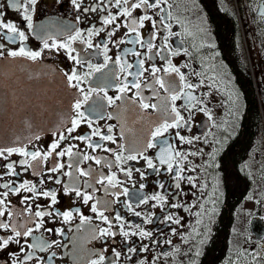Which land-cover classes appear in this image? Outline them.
Masks as SVG:
<instances>
[{
	"label": "flooded vegetation",
	"instance_id": "1",
	"mask_svg": "<svg viewBox=\"0 0 264 264\" xmlns=\"http://www.w3.org/2000/svg\"><path fill=\"white\" fill-rule=\"evenodd\" d=\"M80 2L82 8L76 10L71 0H39L33 16V28L29 29L21 19V12L12 10L7 0H0V4H3L5 22H16L18 30L24 31L28 36L23 45L32 51H42V55L37 61H31L24 57H8L7 53L10 50H18L22 46V42L18 40L12 42L0 35V45L4 46L2 51L5 54L4 58H0V124L14 127L17 120L21 118L28 120V113L33 112V105L38 99L48 101L50 93L46 87L53 80L55 73L65 80L68 94L73 99L72 104L77 98L82 99L78 89L68 86L64 73L70 74L71 70L75 68L83 75L89 73V64L103 66L105 64L104 43H107L109 51L106 55L112 59L107 62L106 67H102L100 72H91L80 84L85 92L91 88L97 89L96 92L91 93L90 100L81 109L85 112V116L92 121V126L90 128L87 123H82L72 133V136L90 134L93 129L98 128L101 135H112L115 139L114 143L111 140H101L100 136H92V142L102 145L95 149L89 148L86 142L71 138L62 141L61 148L70 144L77 145L78 147L74 148L73 152L79 151L81 156L75 158V162L70 161L68 156L57 157L53 154L49 157L40 165L45 180L43 185L39 184L41 177L33 175V169L29 168L25 171L24 167L18 163L16 171L20 173L19 177L0 175V184L14 181L18 185L24 180H29L36 183L38 188L56 191L58 200V203L50 208L44 207L51 203L50 198L41 197L38 200L30 201L33 212L38 210L36 205L39 204L42 206L41 210L52 211L53 215L44 217V227L34 231L33 236L21 239V243L25 244L24 252H20V245L12 243L8 248L0 251V261H10L9 252H18L21 260L25 253L33 254V259L28 261V264H91V261L98 259L101 254L106 258L104 264H141V261H150L152 264H190V257L195 259L197 264H201L202 251L206 243L199 249L200 255L195 257L194 251L198 237L193 232L194 228H199L195 212L200 211L201 207H192V205L202 206L211 212L212 205L209 200L213 196V187L218 185L215 196V212L204 217L205 223L211 230L207 241L210 244L212 238L218 233V227L223 219L221 215L227 207V203L224 204L222 201L227 196L224 180L226 152L229 149L241 148V151L248 149L254 153L256 148L260 147L257 140L248 144L235 140L241 131V118L244 117L250 104L260 103L264 106V22L260 19L264 0H170L172 20L169 22L172 24L174 35L169 37L168 47L172 52L180 49L177 55L161 50L164 43L162 38L167 36V32L163 29H160L156 38L152 40L156 47L151 53L148 52L146 46L141 47L140 44L117 43L121 39L127 41L136 38L134 33H127V29L122 26L109 40L110 30L125 18L118 17L114 24L104 25L102 17L107 15L103 10L108 6L107 0H80ZM93 5L98 6L99 10L83 12V7ZM109 10L112 14H116L117 10L114 5ZM154 18L159 19V16ZM92 26H95L96 29L103 27L105 31L92 36V47H88L84 40L78 39L72 43V48L75 49L72 55H79L82 58L79 64L69 59L65 49L43 48L45 39L48 40L49 45L65 43L69 34H75V30L81 31L86 40L87 30ZM69 28L72 29L71 32L68 31ZM151 31V24L146 22L145 26L140 29L141 39L146 41ZM0 32L7 33V30L0 29ZM175 33H179V35H175ZM126 49H133L141 55L137 57L131 52H126ZM162 56H167L175 66L179 67L189 82L194 84L202 82L193 94L198 99H203L207 105V112L192 110L190 130L186 128L170 129L163 137L157 138L166 140L176 149L185 153L197 150L201 153L188 156V161H191V166L197 167V172L185 173V175L197 177V187H192L182 181L181 191L185 194L179 196L176 195L178 190L170 187L174 184L172 174L167 173L166 165L159 163L161 145L157 143L151 148L144 149L143 147L144 144L152 142L150 133L154 130L160 113L152 108L142 109L140 99L135 95L136 89L133 87V82L137 78L132 74L140 71L137 62L142 59L144 60L143 68L146 71L138 78V81L141 84L142 95L150 98L146 102H160L159 98L153 95L152 86L156 88L160 97L168 95L164 88L154 82L151 75V68L155 66L161 69L156 74V78L179 81V76L176 73L166 74L163 71L167 67V60L162 59ZM117 57L120 58L119 63L115 62ZM12 61L25 65L8 64ZM123 64H131L132 67L121 71ZM185 65L187 66L185 67ZM125 84H127V90L122 93L120 89ZM105 93L107 96L113 97L114 103H108ZM230 95L233 99L238 95L236 104L229 101ZM117 96H120L121 99L116 100ZM169 103L172 102L169 101ZM174 103L187 119L188 113L184 107L186 101L182 98ZM22 104H26L24 109ZM97 105L102 107L92 112L91 109ZM22 110H24V114L18 117ZM208 113L211 114V119ZM109 114H111V119H109ZM71 115H75L72 108ZM110 125L112 126L111 133L108 132ZM68 126L70 125L65 124V127ZM56 129L41 134L38 140L32 139L31 142L25 141L15 146H23L27 151L44 152L59 135ZM177 131L185 137L199 136L200 139L195 140L191 145L183 143L176 138ZM7 133L18 134L17 129L8 130ZM65 134L67 133L65 132ZM218 141L219 143H217ZM105 149L112 151H105ZM135 149H140L142 155ZM212 153H215L214 163L217 167L211 166L213 163L210 159ZM84 155L101 158V163L97 164L94 159L84 160L82 159ZM118 155L125 158L129 155H136L137 158L135 160H117ZM145 156L156 165V171L147 166V161L143 158ZM253 158V155L250 154L247 160L242 163V168L245 171L252 168L251 160ZM21 159L23 157L19 154H13L8 160L0 158V174L7 172L3 165L9 162H18ZM105 161H108L112 166H108ZM188 161H185L186 166ZM54 162L63 163L65 167L59 173H51L48 169ZM70 162L73 163L72 168L68 167ZM77 168L85 171L91 170V174L82 176L76 171ZM138 169L139 171H137ZM129 170H131L130 176L126 175ZM69 171L74 173V178L62 175ZM250 172L252 171L250 170ZM113 173L118 181L115 187L109 185L107 180H104L103 183L97 182L100 174L110 176ZM49 176H59L61 183L56 184L54 180H49ZM75 180L79 181L77 187L81 192H88L93 196V199L87 204L83 203L82 197H77L75 192L65 194L64 186L70 182L74 183ZM85 182L91 184L92 187H87ZM160 183L165 185L164 189L159 188ZM205 184L207 187H202ZM141 185L144 187L141 188ZM105 188H108L107 192L104 191ZM125 188L128 189L127 195L123 194ZM165 190H167V196L163 206L159 201L150 199L154 194L165 195ZM4 191L6 189L0 188V192ZM116 192H120L121 195L115 196ZM29 195L31 194L25 191H21L19 196L10 193L6 202L7 207L10 210L13 206L16 209L27 207V205L20 204V200L23 196ZM137 195L148 198L147 203L138 202ZM103 201H113L111 208L105 209ZM173 203L183 206L172 208L170 205ZM93 204L96 205L98 211L104 212V215L111 221V225L101 220L98 217V212L91 211ZM127 205H131V208H128ZM77 209L79 211H76ZM65 211H72V217L67 222L62 215L57 214V212ZM136 212L141 215L136 216ZM117 213L123 218L122 221L115 219ZM168 214H172L174 218H181L180 225L167 221ZM24 215H28V213L25 212ZM82 217L90 219L83 221ZM0 220H4V222L16 220L18 223H23L24 216L16 218L9 216L6 212L5 217ZM122 223L123 229H121ZM136 225H140L144 231H150L152 237L142 238L138 234L131 235L132 232L138 233ZM29 227H34V223ZM47 228H52L54 232H46ZM108 228L117 235L101 237L95 231ZM61 229L63 234H57L55 230ZM173 229H175V234H173ZM123 231H128L130 235L124 237ZM9 234H12L11 229H0V236ZM187 237H191V239L186 241ZM37 238L45 241H58V243L43 252L39 248L31 249L26 246L36 243ZM153 240L158 243L153 244ZM169 240L172 242L171 244L167 243ZM142 245H147L149 251H140ZM129 247H136L137 252L128 253L127 248ZM176 247H179L180 254H177ZM113 249L121 253L120 257H114ZM53 253L56 254L54 257ZM49 257H52L51 261H49Z\"/></svg>",
	"mask_w": 264,
	"mask_h": 264
},
{
	"label": "snow or ice",
	"instance_id": "2",
	"mask_svg": "<svg viewBox=\"0 0 264 264\" xmlns=\"http://www.w3.org/2000/svg\"><path fill=\"white\" fill-rule=\"evenodd\" d=\"M9 7L12 10L21 12V19L26 23V26L31 29L33 28V16L37 10L36 6L39 2V0H7ZM72 5L76 10H81L82 4L80 0H71ZM107 7H105L103 10L107 13V15H104L102 17V23L104 25H111L114 24V22L118 19V17H124L125 19L121 21L120 24H116L115 28L110 30L109 33V40L111 39V36L115 34V32L122 26L127 29V33H134L135 39L130 40H119L117 43H131V44H140L141 47H147L148 52H152L153 48L156 47L155 44L152 43V40H154L160 31V29H163L167 32V36H164L162 39L164 41L163 45L161 46L162 51H168L171 52L173 55H177L180 52V49H176L175 52H172L171 48L168 47V39L174 33L172 32V24L169 22L172 20V13H171V5L170 0H107ZM114 5L116 11V14H112L109 10L111 6ZM261 12H260V19L262 22H264V5L261 6ZM98 6H86L83 7V12H96L98 11ZM151 12V14H149ZM136 13V15H134ZM4 11H3V4H0V29H6L7 33L0 32V35H3L5 39L16 42L17 40L22 42V46L19 47L18 50H10L7 55L11 58L16 57H24L31 61H37L38 58L41 57L42 51H32L31 49H28L25 45H23V42L27 41L28 36L25 34L24 31L18 30L16 22L7 21L4 20ZM159 16V19H155L154 17ZM79 19V18H77ZM149 22L152 26V31L149 33V38L145 41L142 40L140 37V29H142L145 26V23ZM69 32L72 31L71 28L68 29ZM105 31L103 27L96 29L95 26H92V28L88 29V37L85 40L84 35L81 31L75 30V34L71 35L69 34L68 40L65 43L61 44H52L49 45L48 40L45 39L43 42V48L49 49L57 48V49H65L67 51V55L69 59L74 60L77 64L81 62V57L79 55L73 56L72 52L75 51L74 48H72V43L76 40H84L88 44V47H92V36L93 35H99L100 32ZM175 35H179V33H175ZM212 47L213 45H209ZM3 45H0V58H4V52L2 51ZM99 47V45H97ZM104 51H105V64L103 66L101 65H92L89 64V73H85L81 75L75 68H73L69 73L65 72L64 76L67 77V84L69 87L78 89L79 93L82 96V99L77 98L75 100V103L72 104L70 107L74 110L75 115H71L67 118V121H64L63 119L57 122V129L56 131L59 132V135L57 138L48 145V149L44 152H41L39 150L37 151H27L25 147L20 146H6L3 144V142H0V158L3 160H8L9 157H11L13 154H19L23 159L19 160L18 162H9L5 165H3L4 168L7 169L6 173L0 174V175H13L16 177L20 176V173L16 171V164L18 163L20 166L24 167V170L27 171L29 168L33 169V175L41 177L39 180V184L43 185L45 183V180L43 179V169L40 167L41 164H43L49 157L55 156L57 157H64L68 156L70 158V161L75 162V158L80 157L81 154L79 151L73 152L74 148H77V145H68L65 148H61V142L64 140H67L69 138L79 140L82 142H86L87 146L89 148H99L102 147L101 144L92 142L91 137L92 136H100L101 140H111L115 143V139L112 135H101L98 128L93 129L90 134H84L79 136H72V133L75 132L82 123H87L88 126L91 128L92 121L88 119L85 116V112L81 111L84 104H87L88 101L91 98V93L96 92L97 89L91 88L88 92H85V90L80 87L81 82L89 75L91 72H100L102 70V67L107 66V62L111 60L112 58L110 56H107L106 53L109 51L107 47V43H104ZM126 52H131L133 55L139 57L141 54L139 52L134 51L133 49H126ZM186 51V50H185ZM162 59L167 60V67L163 69V71L167 73H176L179 76V81L173 80H166L164 78H156V74L161 71L160 68H157L153 66L151 68V75L154 78V82L158 83L161 88H164L165 92L168 93L167 96L160 97L158 91L154 86H152V92L153 95L157 96L160 100L159 103H148L146 102L150 98L144 97L142 95L141 90V84L138 81V78L143 75L144 71H146L143 68L144 60H139L137 62L138 68H140V71L133 73L134 77L137 79L133 82V87L136 89V97L140 99V107L142 109H156L160 116L157 118V123L153 131L150 133L151 141L150 143L144 144V149L154 147L155 144L159 143L161 145L160 153H159V163L161 165H166V171L167 173L172 174V178L174 181V184L170 187H174L177 189V196L184 195L181 191V182L185 181L192 187H197V177L195 175H185L186 172L196 173L197 167L191 166V161H188L189 155H199L201 154L199 150L196 152H190L185 153L182 150L176 149L171 143L167 142L166 140H158L157 138L163 137L165 133H168L170 129H181L186 128L190 130L191 127V117H192V110L197 109L202 112H207V105L203 99H198L196 95L193 94L194 90L197 89L202 82L197 83H191L186 78L185 74L181 72L180 68L175 66L170 59H168L167 56H162ZM116 63L120 62V58L117 57ZM187 65H185L186 67ZM131 64H123L121 65V71H126L127 69L131 68ZM150 86V85H149ZM127 90V84H125L124 87L120 89V91L123 93ZM187 90V91H185ZM105 96L108 100V103H114L113 97L107 96L105 93ZM184 99L186 101L184 107L185 110L188 113V118L181 114L180 110L175 106V101L179 99ZM116 100L121 99L120 96H117L115 98ZM171 101L172 103H169ZM229 101L233 104H236L238 102V95L233 99V97L229 96ZM99 107H102L100 105L94 106L91 111L95 112L98 110ZM209 118L211 119V114L208 113ZM109 119H111V114H109ZM65 124H68L70 126L65 127ZM31 127V125H29ZM65 132L67 134H65ZM108 132H112V126L110 125L108 127ZM55 134V133H54ZM176 138L179 139V141L186 143V144H193L195 140H199L200 137H185L183 135H180V132H176ZM32 139H40V135L36 134L34 137L29 138V142H31ZM219 143V141L217 142ZM57 149H60V151H57ZM105 151H112L111 149H105ZM140 155H142V151L140 149H135ZM137 158L136 155H129L126 158L122 156H117V160L127 159V160H135ZM147 161V166L149 168H152L154 171H156V165L153 164V161L148 157H143ZM84 160H95L97 164L101 163V158L91 156V155H84L82 157ZM210 159L213 161L212 165L213 167H217L215 165V153H212L210 156ZM185 161H188V165H185ZM35 162V163H33ZM108 166H112L108 161H105ZM175 165V167H174ZM65 165L63 163H57L54 162L52 166L48 169L51 173H59L61 169H63ZM69 168L73 167V163L70 162L68 164ZM123 171V169H121ZM76 171L79 172L82 176H89L91 174V170L85 171L82 169L77 168ZM139 171V169L137 170ZM62 175H67L69 177L74 178V173L72 171L64 172ZM126 175H131V170H129ZM143 176V173H141ZM49 180H54L56 184H60L61 180L59 176L48 177ZM104 180H107L109 185L112 187H115L118 183L116 179L115 173H113L110 176H104L103 174H100L97 178L98 183H103ZM87 187H92L91 184H88L85 182ZM79 184L78 180H75L74 183L70 182L69 184L64 186V192L65 194H68L70 192H75V195L77 197H82L83 203L87 204L90 200L93 199V196L89 194L88 192H81L77 185ZM144 185H141V188H143ZM202 187L206 188L207 184L203 185ZM0 188L6 189L4 192H0V218L5 217V213L8 212L9 216L12 217H20L24 216V222L18 223L16 220H10L9 222H4V220H0V229H11V233L7 236H0V251L5 250L8 248V246L12 243L20 245V252H24L25 244L21 243L22 238H27L33 236L34 231L39 230L44 227L45 221L44 217L48 216L51 217L53 215L52 211L47 210H41V205L37 204V211L33 212L32 207L30 204V201L38 200L39 198H50L51 203L47 206H44L45 208H50L52 205H55L58 203L57 200V192L52 189L44 190L42 188H38L36 183H33L29 180H24L23 182H20L18 185L16 182H4L3 184H0ZM159 188L164 189L165 185L163 183L159 184ZM21 191H25L30 193L29 196H23L20 200V204L27 205V207L22 209H16L15 206L10 210L7 207V198L9 194H14L19 196ZM105 192L108 191V188L104 189ZM218 191V185H215L213 187V196L209 200V203L212 205L211 213L215 212V203H216V192ZM123 194H128V189H123ZM115 196L119 197L121 195L120 192L114 193ZM166 196H167V190H165V195H159L154 194L150 197V199L154 201H159L160 205L163 206L164 203H166ZM138 202L147 203L148 198L142 197L137 195ZM259 202V201H258ZM113 201H103V206L105 209H110ZM183 205L178 203H173L170 205L172 208H179ZM128 208H131V205H127ZM192 207H201L200 211L195 212V216L198 217L196 223L199 225V228H194L193 232L195 233V236L198 237V240L196 241V248L194 251L195 257H198L200 255L199 249L207 243L209 236H210V228L207 223H205L204 217L210 216L209 209L203 208L202 206L198 205H192ZM76 211H79L78 209ZM91 211L94 213L98 212V217L103 220L104 222L111 225V221L107 216L104 215L103 211H98L95 204L92 205ZM25 212L28 213V215H24ZM58 215H62L64 220L67 222L72 217V211H65L63 213L57 212ZM136 216H140L141 214L139 212L135 213ZM36 218H39L38 220ZM89 217H82L83 221H88ZM116 220L122 221V217L117 213ZM167 221L173 222L177 225H180L181 218L175 217L172 214H168L166 217ZM148 222L150 223L151 220L149 219ZM34 223V227H29L30 224ZM124 228L123 223L121 224V229ZM136 228L139 230L137 232H132L131 235H139L140 237H152V233L150 231H144L142 228H140V225H136ZM46 232L52 233L54 230L52 228L45 229ZM57 234L62 235L63 230H55ZM98 232V234L101 237H113L117 235V233L111 231L110 228L108 229H97L95 230ZM173 234H175V229L172 230ZM123 236L128 237L130 233L128 231H123ZM188 239H191V237L185 238L187 241ZM58 243V241H45L41 238H37L36 243L27 244L26 246L31 249L39 248L40 251H46L48 248H50L53 244ZM153 244L158 243V241L153 240ZM168 244H171L172 242L169 240L167 241ZM140 251L147 252L149 251V247L147 245H142L140 248ZM190 251H192L190 249ZM128 253H136L137 248L136 247H129L127 248ZM177 254H180L179 247H176ZM56 254L53 253L52 256L54 257ZM113 255L114 257H120L121 253L115 249H113ZM184 255H187V253H184ZM10 261H0V264H28V261H31L33 259L32 253H25L24 258L20 259V253L18 252H9ZM49 261L52 260V257L48 258ZM105 257L101 254L99 255L98 259H93L91 261V264H104ZM157 259V258H154ZM141 264H152L150 261H141ZM190 264H197V261L190 257Z\"/></svg>",
	"mask_w": 264,
	"mask_h": 264
},
{
	"label": "trees",
	"instance_id": "3",
	"mask_svg": "<svg viewBox=\"0 0 264 264\" xmlns=\"http://www.w3.org/2000/svg\"><path fill=\"white\" fill-rule=\"evenodd\" d=\"M241 131L235 141L243 144L252 143L263 129L260 107L250 104L246 109L244 117L241 118ZM225 156V189L227 196L222 200L227 207L224 210L218 233L212 238V242L206 243L202 251L201 264H223L228 260L231 262L235 252L231 246L233 224L237 209L250 198L253 189V180L243 171L242 163L250 156L251 150L229 149ZM221 227V228H220Z\"/></svg>",
	"mask_w": 264,
	"mask_h": 264
},
{
	"label": "water",
	"instance_id": "4",
	"mask_svg": "<svg viewBox=\"0 0 264 264\" xmlns=\"http://www.w3.org/2000/svg\"><path fill=\"white\" fill-rule=\"evenodd\" d=\"M10 65L24 66L25 64L19 62H8ZM23 68V67H22ZM50 93L48 101L40 100L33 105V112L28 113V120L19 119L15 122L14 127L3 126L0 124V142L6 146H15L25 141L36 134H42L57 128V122L60 120L66 121L70 116L72 105V97L67 93L65 80L58 74H54L53 80L46 87ZM45 88V89H46ZM24 109L26 104L21 105ZM24 114V110L20 116ZM31 125V127H29ZM17 129L18 134H9L8 130ZM251 231L260 239L264 237V222L258 218V212L255 213L251 220Z\"/></svg>",
	"mask_w": 264,
	"mask_h": 264
},
{
	"label": "rangeland",
	"instance_id": "5",
	"mask_svg": "<svg viewBox=\"0 0 264 264\" xmlns=\"http://www.w3.org/2000/svg\"><path fill=\"white\" fill-rule=\"evenodd\" d=\"M260 137L262 139L260 147L252 154L254 158L251 160L252 168L249 169L252 171L254 186L250 198L236 213L231 238L235 254L229 264H264V240L262 243L256 242L249 230V221L264 201V123ZM258 158L260 159L257 160Z\"/></svg>",
	"mask_w": 264,
	"mask_h": 264
}]
</instances>
